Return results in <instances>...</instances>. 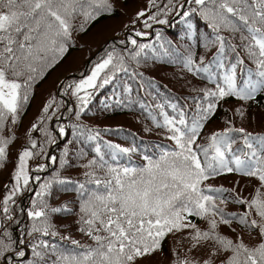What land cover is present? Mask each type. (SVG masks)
Listing matches in <instances>:
<instances>
[{
	"label": "snow or ice",
	"instance_id": "6c2138e0",
	"mask_svg": "<svg viewBox=\"0 0 264 264\" xmlns=\"http://www.w3.org/2000/svg\"><path fill=\"white\" fill-rule=\"evenodd\" d=\"M114 11L111 0H0V168L7 163L15 127L34 85L67 51L75 21L81 19L79 30L86 31L87 23ZM170 17L184 26L186 54L165 39L161 28H154L172 26ZM136 21H142L145 30L110 42L79 79L61 81L62 99L51 96L31 125L29 141L0 200V264H140L162 251L170 234L185 232L187 251L206 255L189 258L177 252L172 264H264V134L238 128L230 119L223 130L204 135L221 102L229 98L241 102L234 115L243 119L246 106L264 97V0H148L131 27ZM199 22L208 31L199 32ZM197 46L215 48L211 60L197 57ZM170 48L183 69L214 86L193 89L198 93L190 97L194 110L161 96L158 85L139 70L148 59L175 63ZM109 87L111 95L99 101L102 110L138 108L156 128L166 131L165 139L174 146L157 143L155 158L142 150L145 163L137 166L130 154L140 149L103 141L101 132L122 130L92 128L82 117ZM53 117L56 135L63 138L70 128L75 141L94 145L95 155L83 165L87 169L83 181L61 177L59 170L41 176L57 161L48 152L57 143L49 127ZM61 120H67V126ZM31 133L44 137L43 142ZM237 137L242 144L234 148ZM86 155L83 148L76 153L77 159ZM126 155L128 163L122 164ZM68 157L66 145L61 169L70 165ZM33 159L49 163L31 169ZM230 173L254 179L258 187L244 197L235 188L208 183ZM30 184L31 205L17 206V196ZM54 187L76 192L78 213L68 203L56 207L49 203ZM229 203L242 211H228ZM57 213L76 214L77 231L92 243L63 235L52 220ZM192 217L206 226L193 223ZM225 226L234 235L225 234Z\"/></svg>",
	"mask_w": 264,
	"mask_h": 264
},
{
	"label": "rangeland",
	"instance_id": "374dc122",
	"mask_svg": "<svg viewBox=\"0 0 264 264\" xmlns=\"http://www.w3.org/2000/svg\"><path fill=\"white\" fill-rule=\"evenodd\" d=\"M117 5L119 7H122V9H120V13L117 17H115L114 19H109L103 23H99L95 26H91L89 28H87L86 31H81L79 30V24L81 23V19H77L78 21H76V25L77 28L76 30L73 31L72 34V50L70 52V54H68V56L63 60V62L58 65L54 70V72L48 73L47 77L44 78L46 80L45 84L47 83V85L51 86L56 84V82L59 81L60 77L63 76L65 73H67V71L69 70H74L77 71L78 69H80L85 62L87 61L88 57L91 56L98 47L102 46L104 41H106L107 39H109L110 37H112L116 31L121 28V24L122 22L125 20H127L128 18H130L132 16L133 13L128 14L127 11H141V10H146L147 6H148V2H145L144 0H128V4H125L124 2H122L121 0H116ZM171 23V22H170ZM174 23H176L174 21ZM157 26V25H154ZM165 28L168 25H163ZM85 27H87V24L85 25ZM181 27V26H180ZM203 31V30H202ZM165 33L163 32V35ZM202 52H196L197 57L199 56H204L205 57V61L208 59V57L211 55V53L214 52L215 48H212L210 51H206L204 48H202ZM149 56H151V52L149 51ZM150 61H152V59H149ZM44 84V85H45ZM261 110H255L252 109L251 112L257 113V117H262V114L259 112ZM247 114V113H246ZM245 114V116H246ZM246 117H244L243 119L241 118H236L235 123L240 124L242 126H247V127H251L252 125H250V123H248V119H247V123L242 122L241 120H245ZM258 118L257 124H259L261 122V119ZM252 120L254 121V117L252 118ZM117 122V121H112V123ZM68 121H66L64 123V125L67 126ZM255 124V123H254ZM253 124V125H254ZM256 125V124H255ZM226 120L223 121L222 123V127L223 129L226 127ZM69 133L71 134V129L68 128ZM72 137V135H71ZM73 138V137H72ZM77 141H73L72 145L77 146V147H81L82 143H79ZM95 154L88 156L86 158L81 159L78 162H74L71 165H67L62 169V172L64 175L67 176H71L74 178L80 177V176H84L85 171H87L83 165L86 164L88 162V160H91L93 158ZM5 172L1 173V176L4 174ZM72 178V179H74ZM232 178H237V177H227L221 180H216L213 181L216 184H225L226 186L232 187L234 184L236 185V183L240 182L237 179H232ZM76 180V179H74ZM247 182H249L248 184V190L254 189L255 188V184L256 182L254 181V179H245ZM2 185H0V195H2L4 193V190L1 188ZM239 187V186H238ZM251 187V189H250ZM241 187H239L240 189ZM247 190V191H248ZM68 191H72V190H68ZM26 193V191L22 194L17 196L16 198V203L19 201L20 198H22L24 196V194ZM53 202V204H58V203H72L71 200H74L75 197L72 194H67L64 193L61 190H58L57 188L53 189V195L50 198ZM77 209V211H79L78 206L75 204L74 205ZM76 211V212H77ZM77 219V215L75 214L74 217H64L62 214H54L52 217L53 223L59 227L61 233H70L71 235H73L74 237L78 236L80 238H82L84 241H89L88 238H86L85 236H83L80 232L77 231V225L74 223V221ZM70 226V227H67ZM199 226L205 227L206 225L202 222ZM235 226V225H234ZM222 231L225 234L228 235H234L229 228H227L226 226L222 228ZM237 231H239V229H237ZM187 233H177L175 235H169L168 237V242L170 243V247L168 248V250H182V246H186L189 247V245L187 244V242L183 239L184 236H186ZM247 238V237H246ZM171 252L169 254V257H173ZM157 256V259H156ZM147 261H143V259L140 261V264H161V263H166V258L165 256H163L162 254H153L151 255L149 258H147Z\"/></svg>",
	"mask_w": 264,
	"mask_h": 264
},
{
	"label": "trees",
	"instance_id": "16d2710c",
	"mask_svg": "<svg viewBox=\"0 0 264 264\" xmlns=\"http://www.w3.org/2000/svg\"><path fill=\"white\" fill-rule=\"evenodd\" d=\"M126 4H128V2L126 3ZM173 19V18H172ZM157 27H159V28H161L162 29V31H165V32H167V34H168V32H169V29H168V27H164V26H161V25H159V26H157ZM156 27V28H157ZM263 103H264V97H262L261 99L259 98V103H253V106H255V107H260L261 105L263 106ZM251 110L252 109H250V108H247V114H246V118H245V120H241L242 122H245V123H247V119H248V123H250V125H252L253 127H249L252 131H255L256 133L259 131H261L260 133L261 134H264V107L263 108H261L260 107V109L258 108V110H261V111H259L261 114H262V117H257V113H254V112H251ZM219 114L218 115H216L215 117H213V120H215V122H218L219 120ZM254 117V121L252 120V118ZM258 118L259 119H261V122L259 123V124H257V121H258ZM256 125H255V124ZM254 124V125H253ZM241 127H244V128H248L247 126H242V125H240ZM242 144V143H241ZM11 169H12V167H11ZM240 176H243V175H241V174H239ZM1 185V184H0ZM240 191H241V194L244 196V197H247L248 196V193H250V192H254L255 191V188L256 187H258V183H256L255 184V188L254 189H251V187H250V189L251 190H248L247 189V187H248V185H240ZM248 190V191H247ZM192 219V221H198V219L197 218H195V217H192L191 218ZM202 254H204V255H206V253H202V252H196V253H194V252H191V254H190V256H189V258H192V257H195V258H199Z\"/></svg>",
	"mask_w": 264,
	"mask_h": 264
}]
</instances>
